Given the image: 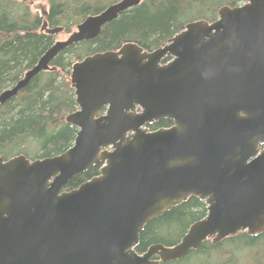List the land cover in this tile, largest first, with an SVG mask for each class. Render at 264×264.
<instances>
[{"label": "water", "instance_id": "obj_1", "mask_svg": "<svg viewBox=\"0 0 264 264\" xmlns=\"http://www.w3.org/2000/svg\"><path fill=\"white\" fill-rule=\"evenodd\" d=\"M141 1L89 15L3 90L0 103ZM42 30L63 27L45 19ZM70 80L73 146L33 160L0 156V264H159L208 239L264 232V0L223 5L215 20L189 21L153 50L129 42L88 55ZM163 118L173 124L148 129ZM97 164V176L65 189ZM191 196L206 203V216L176 244L138 252L146 225Z\"/></svg>", "mask_w": 264, "mask_h": 264}, {"label": "trees", "instance_id": "obj_2", "mask_svg": "<svg viewBox=\"0 0 264 264\" xmlns=\"http://www.w3.org/2000/svg\"><path fill=\"white\" fill-rule=\"evenodd\" d=\"M117 1L47 0L48 15L43 17L32 9L30 0H0V94L16 84L56 41V35L42 30L45 19L49 27L62 26L61 33H71L89 15L98 14ZM241 1L142 0L106 24L94 40L72 44L53 60L54 70L34 76L15 97L0 103V156L8 159L24 154L33 160L61 154L73 146L77 128L66 121V116L77 110L70 80L75 62L97 52L118 50L129 42L153 50L167 43L187 22L213 21L221 6H236ZM172 124L171 119L163 118L150 130ZM101 166L93 165L79 173L70 179L65 189L77 188L97 176ZM206 214V203L191 196L146 225L137 251L145 252L155 243L176 244L190 225ZM237 244L244 245L243 250L264 251V235L254 237L241 233L217 245L206 240L185 258L159 264H232L234 257L233 260L223 259V252L226 246ZM257 264H264V260L258 257Z\"/></svg>", "mask_w": 264, "mask_h": 264}, {"label": "rangeland", "instance_id": "obj_3", "mask_svg": "<svg viewBox=\"0 0 264 264\" xmlns=\"http://www.w3.org/2000/svg\"><path fill=\"white\" fill-rule=\"evenodd\" d=\"M247 0H242L241 2H239L238 4H244ZM30 4L31 7L34 11H37L39 13L40 12V8L39 5L43 4L46 6V9H48L47 5L48 2L47 0H39V1H34V0H30ZM217 17H218V12H217ZM77 27V26H76ZM75 27V29H76ZM74 29V30H75ZM73 30V31H74ZM70 35V33H59L56 34V40H65L67 39V37ZM71 78V76H70ZM78 108V107H77ZM231 251V248H228ZM232 252V251H231ZM236 252V250H234V253ZM262 250L258 249L257 251H253V250H249V249H244V250H239L237 253H235L236 255V259L239 262L238 264H257L258 263V257L263 259L262 257ZM190 264V263H188ZM191 264H197V262H193Z\"/></svg>", "mask_w": 264, "mask_h": 264}, {"label": "flooded vegetation", "instance_id": "obj_4", "mask_svg": "<svg viewBox=\"0 0 264 264\" xmlns=\"http://www.w3.org/2000/svg\"><path fill=\"white\" fill-rule=\"evenodd\" d=\"M154 123H151V124H148L147 125V127H148V129H150L151 128V126L153 125ZM13 157V156H12ZM11 158V157H10ZM9 159V158H8ZM5 160H7V159H5ZM241 233H247V232H239L237 235H235V236H233V237H228V238H236L237 236H239V234H241ZM247 235L248 236H254V237H260V236H262V235H264V232L263 233H260V234H258V235H250V234H248L247 233ZM228 238H225V239H223L222 241H220V242H216V243H214L213 242V240L212 239H209L210 240V242H211V244L212 245H217V244H220V243H222L224 240H226V239H228ZM242 244H244V243H242ZM243 247H244V245H242V247L239 245V244H237V245H235V246H226L225 247V250H224V252H223V259H226V260H228V259H231V260H233L232 259V257H234V259L235 260H233L234 262L232 263V264H238L239 262L237 261V257H236V255H235V253H237L239 250H243ZM228 248H231V251H230V249H228ZM234 250H236V252L234 253ZM262 251H263V249H261ZM262 256H263V259L262 260H264V251L262 252ZM155 258H157V257H155Z\"/></svg>", "mask_w": 264, "mask_h": 264}]
</instances>
